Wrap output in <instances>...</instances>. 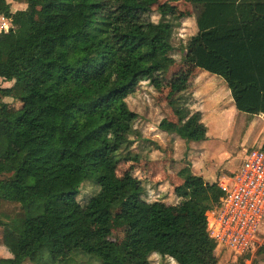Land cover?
<instances>
[{
	"label": "trees",
	"instance_id": "trees-1",
	"mask_svg": "<svg viewBox=\"0 0 264 264\" xmlns=\"http://www.w3.org/2000/svg\"><path fill=\"white\" fill-rule=\"evenodd\" d=\"M184 1L195 11L186 47L196 67L221 77L246 111L259 101L264 110V0ZM14 2L26 7L12 11ZM168 2L154 21L158 0H0L15 25L0 34V83L12 82L0 84V227L10 253L0 264H23L52 240L100 264H151L152 254L218 264L199 205L218 203L217 180L194 196L202 180L181 171L180 201L165 205L141 196L132 173L117 174L138 118L126 97L142 80L158 85L174 64L179 17ZM6 98L22 104L9 109ZM84 182L98 191L81 204ZM107 215H133L137 227L123 243L105 238L98 230Z\"/></svg>",
	"mask_w": 264,
	"mask_h": 264
},
{
	"label": "rangeland",
	"instance_id": "rangeland-1",
	"mask_svg": "<svg viewBox=\"0 0 264 264\" xmlns=\"http://www.w3.org/2000/svg\"><path fill=\"white\" fill-rule=\"evenodd\" d=\"M164 2L168 0H158L152 6V20L159 19L156 8ZM168 4L179 17L171 38L174 64L164 73L158 85L142 80L126 97L128 107L138 114L134 122L136 135L118 152L121 160L117 165L118 175L130 172L139 178L141 196L165 205L180 201L175 189L183 181L179 175L181 171L191 172L202 180L195 182L194 189L198 192L195 190L192 194L199 196L203 183L211 182L213 177L217 180L220 176H229L240 165L246 150L264 146L261 101L246 111L242 103L233 101L221 77L196 67L186 47L197 30L194 8L184 0ZM11 5L12 11L26 7L19 2ZM0 84L10 86L12 82ZM5 101L12 110L22 104L18 99L6 98ZM127 153L131 159L125 160L123 157ZM97 191L98 186L93 182H84L77 191V199L81 204L88 203ZM90 203V207L96 205L94 201ZM199 205L204 209L207 221L211 219L215 204L202 202ZM134 218L133 215H122L115 219L107 215L101 221L98 232L105 238L123 243L126 235L137 227ZM2 235L0 227V257H9ZM214 254L218 264H240L242 261L241 258H233L230 251L221 245H217ZM149 259L151 264H177L173 259L161 258L157 254H152ZM252 261L264 264V253L244 258L242 262L252 264ZM100 262L99 258L81 251L67 253L52 240L38 248L23 264Z\"/></svg>",
	"mask_w": 264,
	"mask_h": 264
},
{
	"label": "built area",
	"instance_id": "built-area-1",
	"mask_svg": "<svg viewBox=\"0 0 264 264\" xmlns=\"http://www.w3.org/2000/svg\"><path fill=\"white\" fill-rule=\"evenodd\" d=\"M14 28L12 19L0 13V34ZM218 186L223 193L207 221L208 235L233 258H250L264 246V149L246 150Z\"/></svg>",
	"mask_w": 264,
	"mask_h": 264
},
{
	"label": "crops",
	"instance_id": "crops-1",
	"mask_svg": "<svg viewBox=\"0 0 264 264\" xmlns=\"http://www.w3.org/2000/svg\"><path fill=\"white\" fill-rule=\"evenodd\" d=\"M207 76H209V77H212V76H210V75H207ZM213 79V78H212ZM223 158H224V156H223ZM222 158V159H223ZM205 171V170H204ZM210 171V170H209ZM225 176L223 175V176H220V177H218V179H217V185H219L222 181H223V178H224ZM216 180V178H214L213 177V179L211 180V182H208V183H212V182H214Z\"/></svg>",
	"mask_w": 264,
	"mask_h": 264
}]
</instances>
